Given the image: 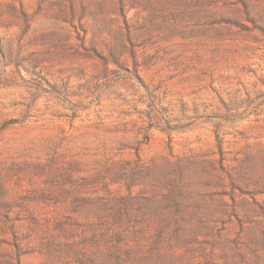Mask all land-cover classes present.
<instances>
[{
    "label": "rangeland",
    "instance_id": "1",
    "mask_svg": "<svg viewBox=\"0 0 264 264\" xmlns=\"http://www.w3.org/2000/svg\"><path fill=\"white\" fill-rule=\"evenodd\" d=\"M0 264H264V0H0Z\"/></svg>",
    "mask_w": 264,
    "mask_h": 264
}]
</instances>
